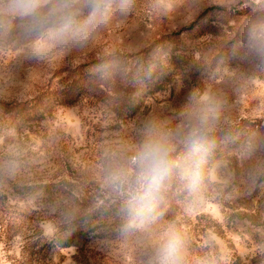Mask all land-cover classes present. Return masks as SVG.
<instances>
[{"label": "rangeland", "instance_id": "1", "mask_svg": "<svg viewBox=\"0 0 264 264\" xmlns=\"http://www.w3.org/2000/svg\"><path fill=\"white\" fill-rule=\"evenodd\" d=\"M249 4L135 0L84 47L44 60L29 58L28 41L0 40V163L16 162L0 178V264H146L169 230L184 240V264H264V188L250 179L264 185V77L233 55ZM193 95L220 102L199 195L178 176L155 221L126 228L105 167L133 154L149 121L182 126ZM174 158L192 166L185 146ZM58 233L71 244L53 243Z\"/></svg>", "mask_w": 264, "mask_h": 264}, {"label": "clouds", "instance_id": "2", "mask_svg": "<svg viewBox=\"0 0 264 264\" xmlns=\"http://www.w3.org/2000/svg\"><path fill=\"white\" fill-rule=\"evenodd\" d=\"M249 6L253 15L242 41L233 46V55L264 66V10L256 8L254 0H250ZM134 7L135 0H0V40L16 36L28 41L29 58L44 60L53 48L84 47L100 29L117 16H128ZM219 111L220 102L215 97L193 95L181 113L182 126L168 127L149 121L133 154L123 156L115 165L108 162L105 180L117 195L125 197L130 217L126 228L153 223L154 206L161 190L178 176L186 181L194 197L199 195V166L208 153V138L215 131ZM181 145L193 159L187 169L174 158ZM15 168L13 159L0 163V178L10 177ZM250 179L264 188L257 184L256 174ZM73 218L72 213L67 214L69 224ZM146 264H184L182 237L171 230L164 233Z\"/></svg>", "mask_w": 264, "mask_h": 264}, {"label": "trees", "instance_id": "3", "mask_svg": "<svg viewBox=\"0 0 264 264\" xmlns=\"http://www.w3.org/2000/svg\"><path fill=\"white\" fill-rule=\"evenodd\" d=\"M241 32H242L241 29H238L237 31H235V35H237V37H235V41H242L243 37L239 35L241 34ZM250 66L253 68L254 74L259 75L260 77H264V66H259L255 63H251ZM53 241H54L53 243L59 246L71 244V240H65V235L61 233H58L56 235V238H54Z\"/></svg>", "mask_w": 264, "mask_h": 264}]
</instances>
